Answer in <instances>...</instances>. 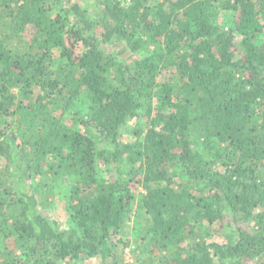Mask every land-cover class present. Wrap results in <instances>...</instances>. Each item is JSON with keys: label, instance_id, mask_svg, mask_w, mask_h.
Wrapping results in <instances>:
<instances>
[{"label": "trees", "instance_id": "trees-1", "mask_svg": "<svg viewBox=\"0 0 264 264\" xmlns=\"http://www.w3.org/2000/svg\"><path fill=\"white\" fill-rule=\"evenodd\" d=\"M85 2L0 0V264H264V0Z\"/></svg>", "mask_w": 264, "mask_h": 264}, {"label": "rangeland", "instance_id": "rangeland-1", "mask_svg": "<svg viewBox=\"0 0 264 264\" xmlns=\"http://www.w3.org/2000/svg\"><path fill=\"white\" fill-rule=\"evenodd\" d=\"M76 1V0H71ZM79 3L84 4L86 0H77ZM234 12L231 9H221V7L218 8V13L215 18V21L223 25L224 28L230 27V22L232 19ZM234 35V42L237 46L240 47V41L242 39V36L239 35L236 32H233ZM135 118L128 122L127 128L128 131L124 132L122 135V138L124 141H134L136 139V136L134 133H131L132 125L134 124ZM145 123V120L142 118L140 120V124L143 125ZM5 164V162L0 161V165ZM110 173H107V168L103 166V172L102 175L104 178H108ZM40 179L39 176L36 177L34 181H29L28 184L31 186H36V181ZM72 178L68 177L63 178L59 177L56 179V181L53 183V187L51 189L50 195L48 197L49 204L46 206H38V211L42 213L45 217H47L48 221L50 222H56L58 225H60L64 229H71L73 227L72 219L69 215V207H68V199L69 194L68 190L71 186ZM52 184V182H50ZM33 187V188H34ZM138 191H142V189H139ZM137 193L136 192V200H137ZM46 195H48V192H45ZM38 197V196H37ZM133 212L130 221L128 224L123 228V230L117 235L116 238L120 237L122 241L128 240V244L124 245L121 241L118 243L115 251L117 252L118 259L116 261L117 264H138L139 261L144 260L149 255V236L150 234L147 232L146 228H142L139 230V232H135V215H143V212L138 209V204L135 202L133 203ZM137 210V211H136ZM229 220V219H228ZM221 228V227H220ZM214 233L208 238L209 241H222L223 240V234L227 232V230H224L223 228L219 230L218 224H215ZM146 237L144 238V236ZM156 251H153V254ZM152 254V253H151ZM80 264H97L93 259L91 261H85Z\"/></svg>", "mask_w": 264, "mask_h": 264}, {"label": "built area", "instance_id": "built-area-1", "mask_svg": "<svg viewBox=\"0 0 264 264\" xmlns=\"http://www.w3.org/2000/svg\"><path fill=\"white\" fill-rule=\"evenodd\" d=\"M129 1H130V0H121V2H122L123 4H128Z\"/></svg>", "mask_w": 264, "mask_h": 264}]
</instances>
